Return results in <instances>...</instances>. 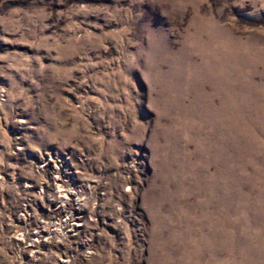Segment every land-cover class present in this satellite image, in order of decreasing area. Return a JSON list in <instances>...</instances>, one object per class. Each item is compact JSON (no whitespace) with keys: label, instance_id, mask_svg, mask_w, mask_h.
<instances>
[{"label":"rangeland","instance_id":"rangeland-1","mask_svg":"<svg viewBox=\"0 0 264 264\" xmlns=\"http://www.w3.org/2000/svg\"><path fill=\"white\" fill-rule=\"evenodd\" d=\"M190 3L0 0V264H264V0Z\"/></svg>","mask_w":264,"mask_h":264},{"label":"clouds","instance_id":"clouds-1","mask_svg":"<svg viewBox=\"0 0 264 264\" xmlns=\"http://www.w3.org/2000/svg\"><path fill=\"white\" fill-rule=\"evenodd\" d=\"M143 2V0H141ZM255 2V0H254ZM149 3L159 9L162 16L170 17L173 14H187L191 7L190 0H149ZM154 59L148 57L146 63L151 64Z\"/></svg>","mask_w":264,"mask_h":264}]
</instances>
